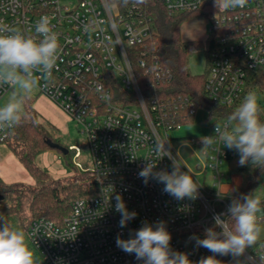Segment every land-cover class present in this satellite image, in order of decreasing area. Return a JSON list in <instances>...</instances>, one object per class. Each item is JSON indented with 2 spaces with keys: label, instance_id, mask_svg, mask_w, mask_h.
<instances>
[{
  "label": "built area",
  "instance_id": "1",
  "mask_svg": "<svg viewBox=\"0 0 264 264\" xmlns=\"http://www.w3.org/2000/svg\"><path fill=\"white\" fill-rule=\"evenodd\" d=\"M145 1L130 3L122 12L109 0H0V25L23 34L35 37L36 22L45 15L51 18L60 45L58 59L50 78L35 73L37 88L84 136L88 163L84 166L74 161V165L88 172L97 187L95 195L71 203L62 224L43 218L31 222L27 235L42 264H143L134 254L119 249L116 237L128 239L129 233L144 222L155 225L158 221H163L171 234V248L186 253L193 264L213 255L196 247L190 237L203 238L205 228L213 226L214 214L225 212L228 205L219 190L209 193L171 144L170 134L183 127L175 112L178 103L174 98H161L155 91L144 92L139 82L138 76L151 78L146 87L153 89L154 82L167 77L156 68V57L149 55L155 29ZM155 1L168 16H200L207 21V36L201 42L206 55L205 98L223 107L237 102L249 73L264 71V0H247L244 8L228 10L216 7L214 0ZM196 49L190 47L189 53ZM113 77L128 97L114 100L109 86ZM12 89L0 85V100ZM179 105L187 116L195 117L199 111L186 99ZM216 126L230 128L226 120L211 117L208 134L192 143L203 156L198 164L200 173L209 171L219 189L224 178L220 167L237 152L224 148ZM12 130L0 129V146ZM205 137H211L206 146ZM160 140H168L172 158L200 185L195 200H177L162 191L163 184L154 179L145 184L139 177L148 163L145 158L156 163L154 171H172L173 159H158L155 149ZM70 149L77 160L79 148ZM117 195L130 212L136 213L125 228L118 226ZM240 258L250 264H264V238Z\"/></svg>",
  "mask_w": 264,
  "mask_h": 264
},
{
  "label": "clouds",
  "instance_id": "2",
  "mask_svg": "<svg viewBox=\"0 0 264 264\" xmlns=\"http://www.w3.org/2000/svg\"><path fill=\"white\" fill-rule=\"evenodd\" d=\"M215 6L225 10L244 8L247 0H214ZM36 36L21 33L15 28L0 25V85H8L21 90L20 94L11 97L0 106V129L12 128L23 119L24 98L29 97L38 87L36 72L52 75L58 59L60 45L58 34L53 30L51 18L42 16L35 25ZM261 109L256 91L246 93L240 105L229 117L233 123L231 128L221 130L216 126L224 148L234 150L239 155V165L251 164L264 170V120H261ZM211 137L203 139L204 144L211 142ZM158 159L167 156L172 158L168 140H160L156 144ZM148 163L138 173L145 184L150 179L164 185L162 191L177 200L198 197L200 185L192 175L181 170V166L173 159L172 171H154L156 163L145 158ZM115 211L120 214V228H125L136 217L130 212L123 199L115 197ZM234 221L229 226L225 218ZM213 226L205 228L203 238L193 235L196 247H203L213 255L202 258L199 264H221L216 256L231 255L236 264H241L240 257L257 242L261 234V222H264V201L259 196L241 194L233 199L225 212L214 214ZM219 229V230H217ZM171 234L163 221L155 225L144 222L142 226L129 233L128 239L116 237V246L127 254H134L136 260L143 264H193L186 253L171 248ZM251 257L248 258L251 261ZM0 264H38L34 253L26 243V234L22 230L10 227L0 216Z\"/></svg>",
  "mask_w": 264,
  "mask_h": 264
},
{
  "label": "trees",
  "instance_id": "3",
  "mask_svg": "<svg viewBox=\"0 0 264 264\" xmlns=\"http://www.w3.org/2000/svg\"><path fill=\"white\" fill-rule=\"evenodd\" d=\"M116 3L123 12L126 5L130 3H144V0H109ZM148 12L153 17L155 35L149 46V55H154L157 60L156 68H161L167 77L159 82H154L153 89L147 88L152 83L151 78H144L136 74L144 92L153 94L154 91L164 99L174 98L178 103L175 112L179 114L181 125L187 126L193 123L194 116H187L186 109L180 108L179 101H192L196 108L209 113L210 117L218 120H226L230 128L234 122L229 120L230 115L240 105L247 92L254 90L258 94H264V71H252L249 73L246 89L240 99L230 107H223L208 101L205 98L203 87L206 71L203 75L191 74L188 67V55L190 47H202L201 42L183 41L180 36V25L189 17L184 15L168 16L162 6L155 0H146ZM132 55L134 50L132 49ZM135 59V56H133ZM135 63V62H134ZM110 90L114 100H121L128 97L122 90L116 79L111 80ZM33 102L29 98H24L23 119L20 124L13 127L9 139V149L16 157L24 170L28 173L33 186H24L22 183H6L0 178V216L9 223L10 227L22 230V226L27 222L25 234L29 225L36 219H47L58 225L63 223L69 216L71 203L78 198L93 196L97 193L94 178L85 171H81L76 166L79 175L85 176L77 183L65 185H48L47 173L35 164V159L46 150L53 149L51 132L38 121V113L32 106ZM261 109V120H264V108ZM61 152V151H60ZM62 153V152H61ZM66 158L68 166L72 167V162L67 153H62ZM240 176V184L234 185L232 190L226 194L227 205L233 199H239L241 194L253 193L255 196L261 194L264 201V170L257 166L247 164L237 171ZM83 182V183H82ZM31 217V218H30ZM30 218V219H29ZM229 226L234 224L231 218L226 217ZM231 256V255H228ZM219 256L221 264H229L233 257ZM38 264H42L37 254L35 258Z\"/></svg>",
  "mask_w": 264,
  "mask_h": 264
},
{
  "label": "rangeland",
  "instance_id": "4",
  "mask_svg": "<svg viewBox=\"0 0 264 264\" xmlns=\"http://www.w3.org/2000/svg\"><path fill=\"white\" fill-rule=\"evenodd\" d=\"M207 26L208 23L204 18L200 16L189 17L180 25L179 32L181 39L183 41L203 42L207 36ZM196 48L195 52H190L188 55V67L191 74L203 75L206 71V55L202 47ZM20 93V89L13 88L1 98L0 106L4 105L11 97ZM257 96L258 104L264 108V94H258ZM28 98L32 100V106L38 113V121L51 132L53 141L57 142V144H53L65 148L68 151L67 156L70 157L72 162V167L70 169L66 162V158L56 148L46 150L44 153L37 156L35 164L40 169L46 171L48 177L46 183L48 185L74 184L85 178V176L79 175L78 170L74 167V161L82 163L84 166L88 163L87 143L84 136L80 133L79 128L76 127L67 114L55 102L40 93L37 87ZM210 123L211 119H209L208 114L203 110H199L196 113L193 125L181 127L170 134L171 137L174 138L171 139L173 148L177 151L183 163L195 174L198 173L197 165L200 163L199 160L203 159V156L200 154V149L195 146L192 141L206 136L209 132ZM71 146H77L80 150V157L77 160L73 158V151L70 149ZM233 157L234 158L231 157L232 160H239L238 154ZM220 168L224 170L226 180H229L230 174L229 171L225 170L226 165H221ZM207 177H209V171H207ZM0 178L6 183H22L25 187L33 186L34 183L23 166L10 151L9 142L0 146ZM196 178L200 180L199 175H196ZM236 181L238 182L239 180L237 179ZM260 196L261 194H259V197ZM28 221L23 224L22 231H25ZM260 226L262 231L257 241L264 238V222H261ZM26 243L36 258L38 253L31 245L28 235H26ZM239 259L241 264H250L241 258ZM229 264H236V261L233 259Z\"/></svg>",
  "mask_w": 264,
  "mask_h": 264
},
{
  "label": "crops",
  "instance_id": "5",
  "mask_svg": "<svg viewBox=\"0 0 264 264\" xmlns=\"http://www.w3.org/2000/svg\"><path fill=\"white\" fill-rule=\"evenodd\" d=\"M199 110H201V109H199ZM209 119H211L210 116H209ZM194 122H195V118H194L193 123L190 125H187V126L193 125ZM183 127H186V126H183ZM209 127H210V124H209ZM171 139H174V138L171 137ZM232 158H234V157H232ZM232 158H230L229 160H227L226 162H224L222 164V165L225 164L226 165L225 170L229 171V174H230L229 180H226V177L224 175V170L220 168V170L223 173L225 178H223V181H222L219 189H217V187L214 185V181L212 180V174L209 172V177H207V171L204 173H200V171L198 169V165H197L198 173L196 175H199V177H200L199 181L204 185V187L209 191V193L215 194L217 192V190H219V193L222 195V197L225 198L226 194L232 190L234 185L240 184L241 179H240V176L237 174V171L244 166H240L238 163L239 160L234 161V160H232ZM226 171H225V173H226ZM237 179L239 180L238 182L236 181Z\"/></svg>",
  "mask_w": 264,
  "mask_h": 264
},
{
  "label": "water",
  "instance_id": "6",
  "mask_svg": "<svg viewBox=\"0 0 264 264\" xmlns=\"http://www.w3.org/2000/svg\"><path fill=\"white\" fill-rule=\"evenodd\" d=\"M51 147L52 148H56L57 150L61 151L62 153H67V150L63 147H61L60 145H54V144H51ZM3 199L2 196H0V201ZM228 259L230 260L231 259V256H228Z\"/></svg>",
  "mask_w": 264,
  "mask_h": 264
}]
</instances>
